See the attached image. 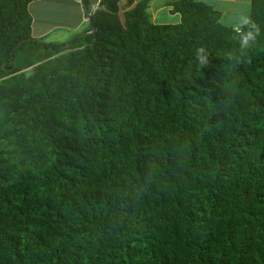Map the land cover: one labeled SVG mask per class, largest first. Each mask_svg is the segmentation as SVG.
Instances as JSON below:
<instances>
[{
  "label": "trees",
  "instance_id": "trees-1",
  "mask_svg": "<svg viewBox=\"0 0 264 264\" xmlns=\"http://www.w3.org/2000/svg\"><path fill=\"white\" fill-rule=\"evenodd\" d=\"M34 1L0 0V264H264V0H101L61 45Z\"/></svg>",
  "mask_w": 264,
  "mask_h": 264
},
{
  "label": "crops",
  "instance_id": "crops-1",
  "mask_svg": "<svg viewBox=\"0 0 264 264\" xmlns=\"http://www.w3.org/2000/svg\"><path fill=\"white\" fill-rule=\"evenodd\" d=\"M100 1L101 0H87L88 4L86 10V8L82 3L83 0H70L75 10L74 20H72V22L67 25L61 23L55 24L54 27L57 28L65 27L68 29L69 28L74 29V31H76L74 34L75 36L77 34L87 32L90 29L89 15H91L98 8ZM138 1L140 0H136V2ZM205 1L212 4L216 9L221 11L222 21H224L225 24L234 26L235 28L240 27L237 26V24L235 23L245 22L250 12L251 0H205ZM125 2L126 1H124V4ZM150 10L152 12L154 20L158 23H175L180 20L179 14L177 13L172 14L170 12V8L167 5V0H151ZM171 20L173 22H170ZM86 22L89 24L87 28L84 27ZM47 23H49V20H47ZM33 30H35L34 27ZM48 34H49L48 31H42L39 33H34L33 35L37 38V37H47ZM50 41L52 42L53 40Z\"/></svg>",
  "mask_w": 264,
  "mask_h": 264
},
{
  "label": "rangeland",
  "instance_id": "rangeland-1",
  "mask_svg": "<svg viewBox=\"0 0 264 264\" xmlns=\"http://www.w3.org/2000/svg\"><path fill=\"white\" fill-rule=\"evenodd\" d=\"M83 3V2H82ZM30 11L32 13L33 19V30L34 33H39L42 31H48L47 37H37L45 42H52L67 44L73 36H75L74 29L65 27H54L55 24H70L74 20L75 10L72 6L70 0H37L30 5ZM123 17V14H121ZM46 20V21H45ZM49 20V23H47ZM45 21V22H44ZM170 22H173L172 20ZM224 22V21H222ZM237 26H241L243 23H235ZM88 23H85V28L88 27ZM32 34V37H35ZM46 36V35H44ZM36 38V37H35ZM26 75H28L31 70H26Z\"/></svg>",
  "mask_w": 264,
  "mask_h": 264
},
{
  "label": "built area",
  "instance_id": "built-area-1",
  "mask_svg": "<svg viewBox=\"0 0 264 264\" xmlns=\"http://www.w3.org/2000/svg\"><path fill=\"white\" fill-rule=\"evenodd\" d=\"M120 2H119V4L120 5H122V2L124 1V0H119ZM238 31L240 30L239 28H236Z\"/></svg>",
  "mask_w": 264,
  "mask_h": 264
},
{
  "label": "water",
  "instance_id": "water-1",
  "mask_svg": "<svg viewBox=\"0 0 264 264\" xmlns=\"http://www.w3.org/2000/svg\"><path fill=\"white\" fill-rule=\"evenodd\" d=\"M12 68H13V64L11 63L8 69H12Z\"/></svg>",
  "mask_w": 264,
  "mask_h": 264
}]
</instances>
